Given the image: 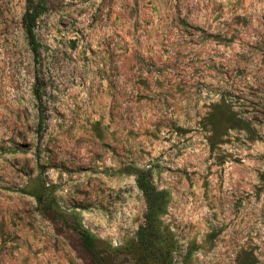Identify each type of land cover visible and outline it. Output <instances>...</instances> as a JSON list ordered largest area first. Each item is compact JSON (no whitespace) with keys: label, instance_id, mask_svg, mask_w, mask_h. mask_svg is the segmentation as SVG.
<instances>
[{"label":"rangeland","instance_id":"rangeland-1","mask_svg":"<svg viewBox=\"0 0 264 264\" xmlns=\"http://www.w3.org/2000/svg\"><path fill=\"white\" fill-rule=\"evenodd\" d=\"M45 1L35 56L0 0V264H132L135 168L172 264H264V0Z\"/></svg>","mask_w":264,"mask_h":264},{"label":"trees","instance_id":"trees-1","mask_svg":"<svg viewBox=\"0 0 264 264\" xmlns=\"http://www.w3.org/2000/svg\"><path fill=\"white\" fill-rule=\"evenodd\" d=\"M45 8V0H36L35 2L30 0L22 17V24L35 56L38 55V44L33 28L37 17L45 11ZM37 81L38 77L36 76L33 94L37 99H40V88ZM134 174L137 187L144 197L146 211L144 223L138 227L133 243L130 244L131 248L124 251L131 255L132 264H172L170 246L161 221V216L166 210L168 192L155 187L148 169L135 168ZM74 230L77 232L81 247L89 253L94 264H103L106 258H109V252L112 250L102 239L80 225L76 226ZM239 264H257V262L253 257L245 256Z\"/></svg>","mask_w":264,"mask_h":264},{"label":"crops","instance_id":"crops-1","mask_svg":"<svg viewBox=\"0 0 264 264\" xmlns=\"http://www.w3.org/2000/svg\"><path fill=\"white\" fill-rule=\"evenodd\" d=\"M189 46H190V44H189Z\"/></svg>","mask_w":264,"mask_h":264}]
</instances>
